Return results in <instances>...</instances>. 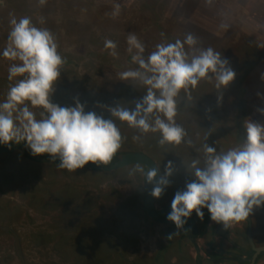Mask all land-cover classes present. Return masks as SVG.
Returning a JSON list of instances; mask_svg holds the SVG:
<instances>
[{
  "label": "rangeland",
  "instance_id": "1",
  "mask_svg": "<svg viewBox=\"0 0 264 264\" xmlns=\"http://www.w3.org/2000/svg\"><path fill=\"white\" fill-rule=\"evenodd\" d=\"M115 4L120 5V12L113 16ZM12 16H29L37 27L49 29L56 38L65 63L51 102L68 107L78 100L85 112L93 111L106 119L111 118L108 108L117 104L134 107L132 96L139 100L146 92L138 81L121 80L119 75L138 67L127 51L130 33L144 44L145 57L157 44L183 40L191 33L198 40L196 48L211 47L228 60L236 75L226 87L217 89L214 79H202L195 88L181 90L175 119L187 135L179 145H160L159 133L142 134L112 117L123 138L117 152L146 153L162 170L160 180L168 181L156 202L158 209L170 206L175 193L185 189L191 161L200 159L202 166L204 143L218 152L226 151L242 143L247 119L264 124V115L257 111L264 108V0H46L43 6L38 0H0V52L7 44ZM106 39L117 44V57L104 47ZM185 48L189 50L187 45ZM13 63L19 61L0 55V102L6 99L9 85L21 78L8 80ZM239 83L244 89L241 97ZM32 110L39 119L42 109ZM196 149L200 155L194 153ZM3 154L0 264H154L147 259L163 243L161 232L166 225L152 224L142 213L149 185L147 169L129 165L114 171L78 168L70 172L58 168L57 163L30 160L22 150ZM169 162L173 171L166 175ZM202 211V220L195 211L192 215L204 230L205 221H215L207 208ZM248 218L251 222L245 232L241 228L246 220L225 231L234 239L233 249L227 251L240 258L236 263L221 264H247L242 255L250 252L249 230L253 244L264 246V205L254 207ZM175 229L170 228L169 233L175 235ZM195 236L196 232L192 238ZM15 238L22 260L14 248ZM183 243V238L166 243L160 264H167L170 253L184 250ZM197 243L198 249L205 250L202 238ZM189 250L194 249L189 246ZM200 263L209 264L202 258ZM255 264H264V255Z\"/></svg>",
  "mask_w": 264,
  "mask_h": 264
},
{
  "label": "clouds",
  "instance_id": "2",
  "mask_svg": "<svg viewBox=\"0 0 264 264\" xmlns=\"http://www.w3.org/2000/svg\"><path fill=\"white\" fill-rule=\"evenodd\" d=\"M38 3L43 6L46 0ZM119 12L120 5L115 4L112 15ZM40 22L43 23V18ZM9 24L7 44L0 55L19 61L9 66L8 80L21 78L9 85L6 99L0 102V144L10 148L11 143L25 141L31 155L49 154L51 160L59 161L58 168L70 172L88 162L101 165L111 161L123 139L112 117L142 134L159 133L160 145H179L187 135L175 119L181 90L195 88L202 79H214L216 88L220 89L236 75L220 52L211 47L196 48L198 40L191 33L183 40L157 44L147 57L144 44L130 33L127 51L138 67L119 75L121 80L138 81L146 92L134 101V107L117 104L108 108L111 118L106 119L93 111L85 112L78 100L75 106L68 107L52 103L50 97L65 63L54 34L47 28L37 27L29 16H12ZM104 47L110 50L111 56H118L114 41L106 39ZM37 107L42 109L39 119L32 110ZM257 111L264 115V108ZM243 127L242 143L219 152L204 143L202 166L200 159L187 166L192 170L187 173L194 179L186 183L184 190L175 193L167 215L177 229L186 223L182 218L190 217L193 211L202 220L203 208H207L212 221L222 223L227 229L232 223L247 220L254 207L264 205V124L247 119ZM172 171L169 162L166 175ZM156 173L155 169L148 173L151 182ZM167 183L161 179L152 189L155 204L162 194V186Z\"/></svg>",
  "mask_w": 264,
  "mask_h": 264
},
{
  "label": "water",
  "instance_id": "3",
  "mask_svg": "<svg viewBox=\"0 0 264 264\" xmlns=\"http://www.w3.org/2000/svg\"><path fill=\"white\" fill-rule=\"evenodd\" d=\"M25 144H26L25 141H21L19 143H11L10 148L6 145H0V154L10 153V152L18 151V150H27L28 148L25 147ZM43 160L47 162H51V163H59L58 160L56 161L51 160V157L49 154H43ZM129 165H143V166H146L150 171H152L153 169L157 171L156 176L153 177L151 184L145 190V193L143 196L142 207H143V210L146 212V214L150 218H152L154 221L161 223V224L173 223L172 221H169L167 219V215L170 213L171 208L165 212V215L160 214L156 209V204H155L156 197H153L151 193H152V189L159 185L161 173L157 165L155 164L154 160L150 156H148L146 153L140 152V151L125 152V153L120 154L119 158L115 160L111 165H105V164L97 165V164H94L93 162H88L82 168L100 169V170L102 169L104 171H114V170H118L120 168L129 166ZM182 219H186V223L190 224V226L193 228L194 231H197V225L192 216L188 218H182ZM248 233H249V240H250L249 242H250L252 252H253L250 258V264H254L256 257L260 253L264 252V246L256 247L253 244L250 231H248Z\"/></svg>",
  "mask_w": 264,
  "mask_h": 264
},
{
  "label": "flooded vegetation",
  "instance_id": "4",
  "mask_svg": "<svg viewBox=\"0 0 264 264\" xmlns=\"http://www.w3.org/2000/svg\"><path fill=\"white\" fill-rule=\"evenodd\" d=\"M170 206H164L162 207L161 209H158L159 213L162 214V215H165V212L170 209L169 208ZM191 216L193 217V219L195 220L196 222V225H197V231H194V232H198L199 231V224H198V220L194 218V216L191 214ZM150 223L152 224H160V225H164V224H161V223H158L156 221H154L152 218H150L148 216L147 218ZM250 219L247 218L245 224L243 225V227L241 228V230H244L243 232H245L246 230H248V225L247 223H249V226H250ZM207 223V224H206ZM233 224L235 223H232L229 225V227L227 229L225 228H222L223 225L222 223H210V222H207L205 221V225H204V230H203V234L197 236L196 238H192L190 236L187 237V240L184 238L185 236L182 235L181 236V233L180 232H185L186 230V226L185 225H189L188 223H185L184 226L180 229H178V233H180V239L184 238V245L185 247L187 248V250L189 251V253H193L192 251H194V253H196L195 257L197 256V253L199 255H201L204 263H206V261L210 260L212 261L214 264H221V262H224V261H234L236 263V260L237 258H240L238 254H235V253H232L231 251H227L229 250L228 248H232L233 249V238L231 236H229L227 233H225L226 230H230L233 228ZM173 226L176 228V225L174 223H170V224H167L165 230L163 232H161L162 234V240L163 242H167V239L164 237L166 234L169 233V229L172 228L170 226ZM191 227V226H190ZM192 228V227H191ZM193 229V228H192ZM212 229V233H209L210 230ZM221 229L223 230V232H221ZM250 231V230H249ZM221 232V233H220ZM220 233V234H219ZM219 234V235H218ZM251 234V232H250ZM179 237V236H178ZM200 238H202V240H204L205 242V250H200L198 249V241L200 240ZM189 246L194 249L192 251L189 250ZM223 247L227 248V249H224ZM256 247H260V246H256ZM159 247H157L158 249ZM248 250L250 251L249 254L246 256V255H242V257H244V261L247 262L248 264H250V258L253 254L252 252V248H248ZM211 254H217L218 256L217 257H211ZM234 257V258H231V257ZM259 256V255H258ZM258 256L256 257V259L258 258ZM172 259H174V262L173 264H175L176 262L179 263L180 261H178L177 259L171 257L169 260L170 262H172ZM255 259L254 261V264L257 262V260ZM169 260L167 262V264L169 263ZM170 264V263H169ZM172 264V263H171Z\"/></svg>",
  "mask_w": 264,
  "mask_h": 264
},
{
  "label": "trees",
  "instance_id": "5",
  "mask_svg": "<svg viewBox=\"0 0 264 264\" xmlns=\"http://www.w3.org/2000/svg\"><path fill=\"white\" fill-rule=\"evenodd\" d=\"M237 89H238V91L240 92V97L242 96V93L244 92V89H243V87L241 86V84L239 83L238 85H237ZM145 93V92H144ZM140 96V94L138 93V97ZM133 98L132 99H134L135 101H138L137 100V96H132ZM239 99V98H238ZM211 140H212V138H211ZM11 143V142H10ZM236 143H239L238 141L236 142ZM0 145H3V144H0ZM22 153H23V155L26 157V158H28V159H30V160H36V161H45V160H43V154L42 155H36V156H33V155H31L30 154V149H27V150H22ZM123 153V151L122 152H116L115 154H114V156L112 157V159H111V161L109 162V163H107V164H105V165H111L115 160H117L118 158H119V156H120V154H122ZM194 153H197V154H199L200 155V150H198V149H196V150H194ZM9 154L10 153H7V156H9ZM3 155H6V154H3ZM181 157V156H180ZM135 166V165H134ZM137 166H142L145 170L147 169L148 170V172H150V170L146 167V166H143V165H137ZM92 170H94L95 172H98V171H100V169H98V170H95V169H92ZM101 171H103L102 169H101ZM162 171V170H161ZM160 171V172H161ZM184 171V170H183ZM180 172V171H179ZM162 173V172H161ZM147 178H149V177H147ZM146 178V180L148 181V184H150V180L149 179H147ZM192 177H190V178H188V182H191V179ZM177 181L178 180H180V179H176ZM186 180V179H185ZM179 182V181H178ZM157 200H158V198H157ZM132 206L133 205H129V209H132ZM142 213L144 214V217L147 219L148 218V215L142 210ZM187 228H186V230H185V232H180L181 234H183L185 237V239L187 240V237L188 236H190V237H192V234L193 233H195L194 231H193V229L189 226V225H185ZM170 227H173L172 225L170 226ZM175 232H176V234L175 235H171L170 233H168V234H166L164 237L167 239V242H164V243H161L160 244V248H159V250H156V253H155V255H153L154 256V258L155 259H157L156 261H155V259L152 261V257H150V258H148L147 259V261H150V262H154V264H160V262L162 261V257L165 255V252H164V250H166V248L165 247H168V245L166 244V243H169V242H175V241H177V239L179 240L180 239V236H179V234L180 233H178V230L177 229H175L174 230ZM190 232V233H189ZM193 232V233H192ZM209 233H212V229L210 230V232ZM201 234H203V230L202 229H199V231L196 233V236L195 237H197V236H199V235H201ZM169 235H171L170 237H169ZM179 236V237H178ZM183 238V239H184ZM18 245H19V240H17L16 238H15V240H14V248H15V251H17L18 250V252H17V254H18V257L20 258V260H22V256H21V253H20V250L18 249ZM103 248H105V247H103ZM182 248L184 249V250H179V254H180V256H179V254H178V252H176V253H170V255L167 257L168 258V260L171 258V257H173V258H175V259H177L178 261H180L179 263H175V264H201L200 262H201V255H199L198 253H197V256L195 257V259H192V257H191V254L189 253V251L187 250V248L185 247V245H184V243L182 244ZM89 253V252H88ZM263 254V252L262 253H260L259 254V256H258V258L256 259L257 261L264 255H262ZM88 255V254H87ZM116 255V254H115ZM117 256V255H116ZM179 256V257H178ZM182 258H185V259H182ZM182 259V260H181ZM125 262H126V258H125ZM206 262H208L209 264H214L212 261H210V260H208V261H206ZM229 262H231V261H224V263H229ZM245 262V261H244ZM137 263H138V260H137ZM144 263V262H143ZM247 263V262H246ZM248 264V263H247Z\"/></svg>",
  "mask_w": 264,
  "mask_h": 264
}]
</instances>
